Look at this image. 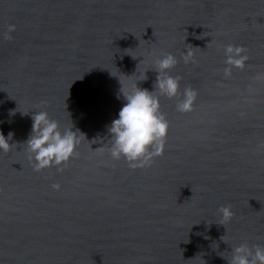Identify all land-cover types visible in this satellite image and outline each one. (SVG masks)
<instances>
[{
  "label": "water",
  "instance_id": "obj_1",
  "mask_svg": "<svg viewBox=\"0 0 264 264\" xmlns=\"http://www.w3.org/2000/svg\"><path fill=\"white\" fill-rule=\"evenodd\" d=\"M167 53L196 99L159 97L163 154L132 168L108 126L122 85L146 72L153 90ZM40 110L81 134L37 171L24 142ZM0 131L16 144L0 151V264H228L264 245V0H0Z\"/></svg>",
  "mask_w": 264,
  "mask_h": 264
},
{
  "label": "clouds",
  "instance_id": "obj_2",
  "mask_svg": "<svg viewBox=\"0 0 264 264\" xmlns=\"http://www.w3.org/2000/svg\"><path fill=\"white\" fill-rule=\"evenodd\" d=\"M14 28V25H9V33ZM243 52L242 47L225 46V63L242 67L248 58L242 55ZM192 55L190 50L186 52L184 57L186 63ZM177 63L176 57L171 53L156 58L157 77L151 91L137 84V81L146 79V72L127 88L121 84L120 91L125 102L117 118L108 126L110 134L108 141L113 159L123 156L129 162V166L135 168L150 164L155 156L163 154L169 122L160 110L159 97L161 95L168 98L179 97L177 110L185 112L192 109L197 95L191 87L185 88L183 93L180 92L181 77L172 76L167 71ZM224 74L229 76L231 68L226 67ZM11 111L14 113L15 109ZM31 119L33 121L31 132L24 144L30 153L29 159L33 161L35 170L39 171L53 165L59 166L74 155L75 148L80 143L79 130L73 131L72 127L61 130L58 121L50 118L47 111L43 110L32 112ZM12 136V132L6 137L0 131V151L8 152L13 145H16L9 144ZM83 136L85 138L84 134ZM57 170L62 171V168L58 167ZM53 187L58 188L59 185ZM220 211L225 221L230 220L234 215L227 206L222 207ZM224 258L228 264H264V245L256 244L249 247L247 244H240L231 249L230 258Z\"/></svg>",
  "mask_w": 264,
  "mask_h": 264
}]
</instances>
